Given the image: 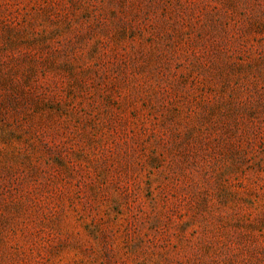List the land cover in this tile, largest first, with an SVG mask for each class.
<instances>
[{
	"label": "rangeland",
	"instance_id": "rangeland-1",
	"mask_svg": "<svg viewBox=\"0 0 264 264\" xmlns=\"http://www.w3.org/2000/svg\"><path fill=\"white\" fill-rule=\"evenodd\" d=\"M0 264H264V0H0Z\"/></svg>",
	"mask_w": 264,
	"mask_h": 264
}]
</instances>
